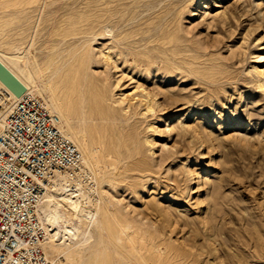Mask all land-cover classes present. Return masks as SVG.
Masks as SVG:
<instances>
[{
	"label": "rangeland",
	"instance_id": "1",
	"mask_svg": "<svg viewBox=\"0 0 264 264\" xmlns=\"http://www.w3.org/2000/svg\"><path fill=\"white\" fill-rule=\"evenodd\" d=\"M0 57L123 230L73 264H264V0H0Z\"/></svg>",
	"mask_w": 264,
	"mask_h": 264
},
{
	"label": "built area",
	"instance_id": "2",
	"mask_svg": "<svg viewBox=\"0 0 264 264\" xmlns=\"http://www.w3.org/2000/svg\"><path fill=\"white\" fill-rule=\"evenodd\" d=\"M6 101L10 108L0 116V264H55L43 251L37 207L44 182L79 169V152L40 97L25 93Z\"/></svg>",
	"mask_w": 264,
	"mask_h": 264
},
{
	"label": "bare ground",
	"instance_id": "3",
	"mask_svg": "<svg viewBox=\"0 0 264 264\" xmlns=\"http://www.w3.org/2000/svg\"><path fill=\"white\" fill-rule=\"evenodd\" d=\"M0 61L26 87V90L23 94L32 93L33 95H35L36 93L38 96L42 97L45 100V106L48 111L58 118L59 128L62 134L74 144L79 152L81 163L78 165L79 169L74 171L73 176L70 177L64 172H60L59 174L57 173L56 175L49 178V184H45V182L43 183L45 192L42 195V199L37 207V214L45 232L44 240L42 242V247L45 255L47 257L49 256L50 258H48L52 262H56L57 264H73V262H77V259L78 261H81L82 252L94 240L91 230H97L98 232H100V247L102 246L101 241L104 235L107 238H112L117 242V239H119L121 236L116 237V235L122 233L123 230L120 231L119 229L118 232L114 233L111 229L110 214L106 211L104 206H101V200L98 194V183L92 180L87 173L86 168H89L90 165L88 163L86 151L84 150L83 146H81L76 140L74 132L72 131L70 126H68L66 120L61 114L62 111L60 113L57 104L53 103V100L51 101V99H46V97L44 96L45 87L35 82V80H31L29 78L30 76L28 77L26 76V74H23V72L20 71L19 65H17L18 67L16 65V67H13L18 69V72L20 71L21 74L26 77L27 81L20 79L18 77L19 75L15 73L16 71L12 69L2 57H0ZM9 62L12 61L9 60ZM0 89L2 91L0 92V104L5 107V110L0 112V116H3L10 108V105L6 100L8 98L18 99L20 97L15 96L1 82ZM2 95H7L8 97L3 98ZM83 177H85L86 179H82ZM92 206L95 207V210L91 208ZM69 212H72L73 217L69 218L66 216V214H68ZM129 226L130 224L123 225V227L128 228ZM113 235L115 236L113 237ZM103 257L104 256H99V260Z\"/></svg>",
	"mask_w": 264,
	"mask_h": 264
},
{
	"label": "water",
	"instance_id": "4",
	"mask_svg": "<svg viewBox=\"0 0 264 264\" xmlns=\"http://www.w3.org/2000/svg\"><path fill=\"white\" fill-rule=\"evenodd\" d=\"M0 82L17 97H20L26 90L23 83L1 61Z\"/></svg>",
	"mask_w": 264,
	"mask_h": 264
}]
</instances>
